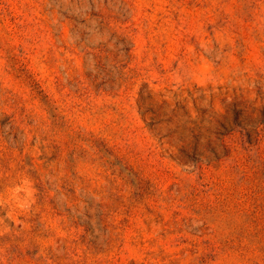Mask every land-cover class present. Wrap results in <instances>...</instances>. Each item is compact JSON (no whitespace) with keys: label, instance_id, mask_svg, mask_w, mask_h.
Masks as SVG:
<instances>
[{"label":"rangeland","instance_id":"374dc122","mask_svg":"<svg viewBox=\"0 0 264 264\" xmlns=\"http://www.w3.org/2000/svg\"><path fill=\"white\" fill-rule=\"evenodd\" d=\"M0 264H264V0H0Z\"/></svg>","mask_w":264,"mask_h":264}]
</instances>
